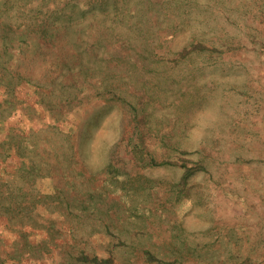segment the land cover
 Masks as SVG:
<instances>
[{
    "label": "rangeland",
    "instance_id": "1",
    "mask_svg": "<svg viewBox=\"0 0 264 264\" xmlns=\"http://www.w3.org/2000/svg\"><path fill=\"white\" fill-rule=\"evenodd\" d=\"M103 260L264 264V0H0V264Z\"/></svg>",
    "mask_w": 264,
    "mask_h": 264
},
{
    "label": "trees",
    "instance_id": "2",
    "mask_svg": "<svg viewBox=\"0 0 264 264\" xmlns=\"http://www.w3.org/2000/svg\"><path fill=\"white\" fill-rule=\"evenodd\" d=\"M191 173H193V171H191L189 168L187 169L186 173H185V176H184V179L189 176ZM97 259V258H96ZM100 264H111L109 261L107 260H103L101 262H98Z\"/></svg>",
    "mask_w": 264,
    "mask_h": 264
}]
</instances>
